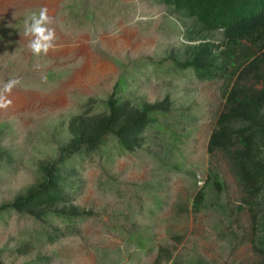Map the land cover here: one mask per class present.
Returning a JSON list of instances; mask_svg holds the SVG:
<instances>
[{"label": "rangeland", "instance_id": "374dc122", "mask_svg": "<svg viewBox=\"0 0 264 264\" xmlns=\"http://www.w3.org/2000/svg\"><path fill=\"white\" fill-rule=\"evenodd\" d=\"M41 7L53 18L56 40L47 55L35 56L23 32ZM184 25L157 0H0V87L10 78L21 82L7 94L11 105L0 108V205L41 182L39 168L68 145L74 116L106 112L111 96L136 106L170 102L159 119L164 127L147 129L139 149H114L108 138L100 151L65 162L70 203L89 212L72 235L35 242L17 256L24 230L38 223L0 215L1 264H154L161 247L188 264L261 260L241 188L221 153H207L224 105L222 82L171 72L163 61L184 57ZM206 37L221 39L218 31ZM209 169L223 182L220 192L205 184ZM204 184L205 206L196 212L191 202Z\"/></svg>", "mask_w": 264, "mask_h": 264}, {"label": "trees", "instance_id": "16d2710c", "mask_svg": "<svg viewBox=\"0 0 264 264\" xmlns=\"http://www.w3.org/2000/svg\"><path fill=\"white\" fill-rule=\"evenodd\" d=\"M157 2L185 24L184 57L163 60L170 63V71L191 70L201 81L222 82L224 105L209 135L207 153H221L241 188L243 207L252 219L253 249L261 257L252 264H264V0ZM212 31L220 33L219 41L207 39L206 33ZM116 84L123 88L125 80L119 78ZM169 110L168 98L136 106L129 100L111 96L106 112L74 116L69 122L68 145L62 148L58 159L40 166L41 182L0 205V215L14 212L38 223L33 229L24 230L26 239L13 253L24 256L33 251L35 242L53 243L72 235L77 229L74 223L89 215L70 203L73 184L63 174L66 161L78 153L100 151L108 138L115 140L114 149L133 152L143 145L147 129L164 127L159 119L166 118ZM4 153L0 150V155ZM205 184L215 187L217 192L223 187L214 169L208 170ZM205 184L193 195L191 207L196 212L205 206ZM51 219H58L59 226L50 224ZM162 263L188 264L174 259L166 247L159 248L154 261Z\"/></svg>", "mask_w": 264, "mask_h": 264}, {"label": "clouds", "instance_id": "9594fccd", "mask_svg": "<svg viewBox=\"0 0 264 264\" xmlns=\"http://www.w3.org/2000/svg\"><path fill=\"white\" fill-rule=\"evenodd\" d=\"M53 18L49 16L48 9L41 7L38 12H33L25 20L23 35L31 37L28 41L27 48L35 56L47 55L50 49L55 47L56 32L50 25ZM18 78H10L0 87V108H7L12 101L8 99L14 87L20 85Z\"/></svg>", "mask_w": 264, "mask_h": 264}]
</instances>
